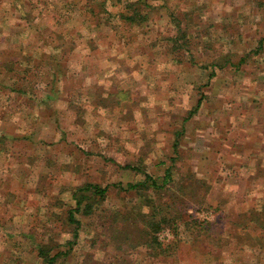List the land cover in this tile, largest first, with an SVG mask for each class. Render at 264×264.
I'll return each mask as SVG.
<instances>
[{
  "label": "rangeland",
  "instance_id": "374dc122",
  "mask_svg": "<svg viewBox=\"0 0 264 264\" xmlns=\"http://www.w3.org/2000/svg\"><path fill=\"white\" fill-rule=\"evenodd\" d=\"M136 1L0 0V264H264V0Z\"/></svg>",
  "mask_w": 264,
  "mask_h": 264
},
{
  "label": "trees",
  "instance_id": "16d2710c",
  "mask_svg": "<svg viewBox=\"0 0 264 264\" xmlns=\"http://www.w3.org/2000/svg\"><path fill=\"white\" fill-rule=\"evenodd\" d=\"M131 3L135 4V2H131ZM129 19H132L131 16H129ZM201 102L202 101L199 100L196 107L190 111V115H193L194 113H196L198 111V109L201 105ZM166 175H167L166 177H170L171 171H168V173ZM149 181L153 186H158V182L156 180H154L153 177L147 175V180L145 181V183H147ZM129 186L131 188H134L137 185L136 184H130ZM107 190H108V186L101 187L97 184H92V183H89L85 186L79 187L77 189V191L74 193V199H75L76 205H77L74 210L78 211V210H81L82 208H85V210H89L88 205H90L91 203L88 201L92 198V196L89 195L88 193L91 192L92 195L104 196L106 194ZM85 202H87V203L84 205ZM74 213H75L74 211H71V220H73V222L75 224H77V227H78L79 221L76 219V216L74 215ZM76 236H78L77 233H76ZM41 255L43 256L44 264H54L55 263L56 257H50L49 254L44 249H41Z\"/></svg>",
  "mask_w": 264,
  "mask_h": 264
}]
</instances>
